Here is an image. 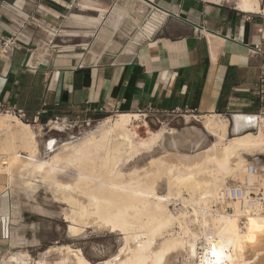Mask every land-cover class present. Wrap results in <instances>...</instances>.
Here are the masks:
<instances>
[{
    "label": "crops",
    "instance_id": "obj_1",
    "mask_svg": "<svg viewBox=\"0 0 264 264\" xmlns=\"http://www.w3.org/2000/svg\"><path fill=\"white\" fill-rule=\"evenodd\" d=\"M147 1L0 0V38L19 46L0 55V103L35 120L180 109L187 115L149 119L190 130L184 154L200 137L202 149L215 143L207 117L226 122L229 138L248 134L230 135L229 118L264 119V15L206 0Z\"/></svg>",
    "mask_w": 264,
    "mask_h": 264
},
{
    "label": "bare ground",
    "instance_id": "obj_2",
    "mask_svg": "<svg viewBox=\"0 0 264 264\" xmlns=\"http://www.w3.org/2000/svg\"><path fill=\"white\" fill-rule=\"evenodd\" d=\"M226 1L243 13L264 15V0ZM143 119L119 113L57 149L50 143V154L41 157L39 132L14 116H0V175L10 185L19 177L31 192L37 189L32 182L42 180L53 198L69 206L65 216L72 237L89 227L120 234L121 248L99 264H174L177 257L180 264H264V202L251 195L264 198V164L257 158L264 156V119L256 133L229 138L226 122L207 117L202 124L216 138L211 147L202 149L200 137L192 142L194 153L184 154L173 138L171 150L164 148L157 157L153 153L165 134L176 132L166 127L152 132ZM140 122L147 126L146 137L139 134ZM144 155L150 158L139 167L136 161ZM253 164L257 174L249 172ZM162 189L165 195L159 194ZM233 189H242L243 197L234 199ZM179 203L184 208L176 217L172 208ZM5 214L3 195L0 216ZM32 263L94 264L69 246L50 248L35 262L25 252L0 256V264Z\"/></svg>",
    "mask_w": 264,
    "mask_h": 264
},
{
    "label": "rangeland",
    "instance_id": "obj_3",
    "mask_svg": "<svg viewBox=\"0 0 264 264\" xmlns=\"http://www.w3.org/2000/svg\"><path fill=\"white\" fill-rule=\"evenodd\" d=\"M217 3L235 8L233 4L228 3L226 0ZM27 115L29 118V123L27 124L32 125L39 132L38 141L40 143L41 157L50 154V143H53L54 149H57L60 145L73 141L82 137L85 133L96 129L106 118L116 116V114L106 116L99 111L65 112L55 113L48 119L41 118L35 121V119L31 118L30 114L27 113ZM143 120L148 124V128L152 132L159 131L163 127L170 128L167 127V123L170 122L171 118L162 119L159 122L153 118L147 120L144 118ZM137 124H140L139 134L142 137H146L147 126L145 123L140 122ZM171 128L176 134L172 136L165 134L161 144L153 153L154 157L160 156L164 152V148L171 150L170 144L173 138L180 144L179 151L184 153L181 138L184 136V133L189 135L190 130L185 129L183 124L176 128L171 126ZM194 133L195 130H192V135ZM195 136H197L196 133L193 135V138ZM149 158L148 155H144L136 162L139 167H142L143 164L146 165ZM260 160L264 164V158H260ZM37 180L32 182V184L37 186L36 192L33 191V194V192L26 190L19 184V177L14 184L15 186L9 184L6 176H1L0 178V198L4 195L8 202V214L0 216V230L4 234V238L0 237V256L3 259L20 252H25L32 258V262H35L39 261L50 248L69 246L75 250H81L90 262L99 264L107 261L118 252L122 246V236L120 234H112L109 231H98L93 227H89L79 237L70 236V223L65 216V212L69 210V206L53 198V194L46 188L45 183L40 179ZM12 187L14 188L12 189ZM159 194L165 195L164 190H160ZM36 208L43 209L50 214L46 213V215L45 213L38 212ZM183 208L181 203L172 208L176 217L179 216ZM187 212L192 214L191 209H187ZM19 237H23V244L16 245V247L13 244ZM10 239L14 241L11 242ZM199 253H201V250H199ZM171 261L170 264L173 263ZM173 261L175 262L174 264H180L182 258L177 257ZM197 261L198 259H196V263Z\"/></svg>",
    "mask_w": 264,
    "mask_h": 264
},
{
    "label": "built area",
    "instance_id": "obj_4",
    "mask_svg": "<svg viewBox=\"0 0 264 264\" xmlns=\"http://www.w3.org/2000/svg\"><path fill=\"white\" fill-rule=\"evenodd\" d=\"M18 47L19 46H18V42L16 38L14 37L0 38V55L8 56L12 52H14ZM260 84H261V95L264 96V75L261 78ZM159 114L184 116V115H187V111L177 109L175 111H172L171 113H167V112H159V111L154 112L150 109L149 111L141 113L143 118H145L146 120L153 116L156 117V115H159ZM3 115L14 116L25 123H29V118H28L27 113L24 110L19 109L16 105H7V104L0 103V116H3ZM38 120H39V116L37 117L35 121H38ZM249 172L251 174H257L258 173L257 166L251 165L249 167ZM243 195H244V191L242 189L232 190V197L234 199L242 198ZM251 195L253 197L258 196L262 200V202H264V198H262L263 195H257L256 193H253V192Z\"/></svg>",
    "mask_w": 264,
    "mask_h": 264
},
{
    "label": "water",
    "instance_id": "obj_5",
    "mask_svg": "<svg viewBox=\"0 0 264 264\" xmlns=\"http://www.w3.org/2000/svg\"><path fill=\"white\" fill-rule=\"evenodd\" d=\"M148 2L147 0H144ZM155 8L158 6L154 5ZM231 130L229 131L230 135H241L249 132H257L258 130V117L257 116H244V115H234L230 118ZM242 124L240 131H237L238 125Z\"/></svg>",
    "mask_w": 264,
    "mask_h": 264
},
{
    "label": "trees",
    "instance_id": "obj_6",
    "mask_svg": "<svg viewBox=\"0 0 264 264\" xmlns=\"http://www.w3.org/2000/svg\"><path fill=\"white\" fill-rule=\"evenodd\" d=\"M206 67H207V62H206ZM200 92L201 90H199V92L197 93V97H196V102L199 100L200 98ZM43 119H48L49 117H42Z\"/></svg>",
    "mask_w": 264,
    "mask_h": 264
}]
</instances>
